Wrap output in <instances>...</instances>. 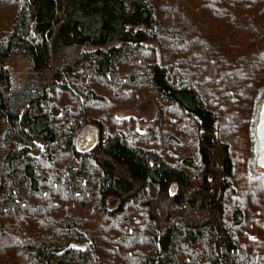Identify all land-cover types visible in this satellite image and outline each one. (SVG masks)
<instances>
[{
  "label": "trees",
  "instance_id": "obj_1",
  "mask_svg": "<svg viewBox=\"0 0 264 264\" xmlns=\"http://www.w3.org/2000/svg\"><path fill=\"white\" fill-rule=\"evenodd\" d=\"M263 85L264 0H0V264H264V179L228 142ZM141 95L143 132L113 116Z\"/></svg>",
  "mask_w": 264,
  "mask_h": 264
},
{
  "label": "rangeland",
  "instance_id": "obj_2",
  "mask_svg": "<svg viewBox=\"0 0 264 264\" xmlns=\"http://www.w3.org/2000/svg\"><path fill=\"white\" fill-rule=\"evenodd\" d=\"M10 70V90L8 105L13 114H21L27 103L36 93L35 71L32 66L31 58L25 45L18 39L11 41V50L7 61ZM129 95L126 94L127 97ZM124 96V97H125ZM264 102V85L257 93L255 110L252 113L249 130L239 129V122L233 128V136L228 139L233 155L240 160V169L246 171L251 178L257 177L264 179V173L256 169V158L258 154L257 140L255 137V127L258 121V113L261 104ZM95 104H91L93 106ZM94 107V106H93ZM156 103L152 97L146 95L130 97L129 101L115 111L114 118L120 121L131 120L137 130L145 131L152 119L156 115ZM236 131V132H235ZM225 133V132H224ZM251 139V145L250 140ZM227 139V136H225ZM97 140V126L87 117L82 115L79 119L77 131L74 137V147L79 151L90 149ZM190 140L185 142L184 149L190 147ZM189 145V146H188ZM248 164V167L246 166ZM239 170V168H238Z\"/></svg>",
  "mask_w": 264,
  "mask_h": 264
},
{
  "label": "water",
  "instance_id": "obj_3",
  "mask_svg": "<svg viewBox=\"0 0 264 264\" xmlns=\"http://www.w3.org/2000/svg\"><path fill=\"white\" fill-rule=\"evenodd\" d=\"M258 154L256 158V169L264 173V102L261 104L258 121L255 127Z\"/></svg>",
  "mask_w": 264,
  "mask_h": 264
}]
</instances>
